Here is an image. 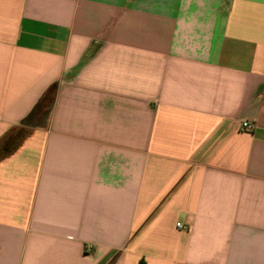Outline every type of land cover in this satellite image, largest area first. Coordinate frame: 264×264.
Segmentation results:
<instances>
[{"label": "crops", "instance_id": "obj_1", "mask_svg": "<svg viewBox=\"0 0 264 264\" xmlns=\"http://www.w3.org/2000/svg\"><path fill=\"white\" fill-rule=\"evenodd\" d=\"M0 264H264V0H0Z\"/></svg>", "mask_w": 264, "mask_h": 264}, {"label": "built area", "instance_id": "obj_2", "mask_svg": "<svg viewBox=\"0 0 264 264\" xmlns=\"http://www.w3.org/2000/svg\"><path fill=\"white\" fill-rule=\"evenodd\" d=\"M241 130L245 132H252L254 130V124L250 121H245L242 123ZM180 229H185L182 224L177 225ZM189 230V228H188Z\"/></svg>", "mask_w": 264, "mask_h": 264}]
</instances>
